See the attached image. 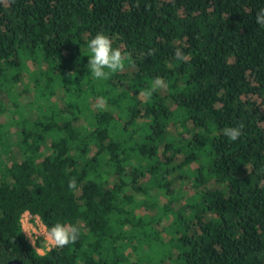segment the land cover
Wrapping results in <instances>:
<instances>
[{"label":"trees","instance_id":"obj_1","mask_svg":"<svg viewBox=\"0 0 264 264\" xmlns=\"http://www.w3.org/2000/svg\"><path fill=\"white\" fill-rule=\"evenodd\" d=\"M261 8L0 0V93L19 127L14 143L0 127V264H142L156 251V264H264ZM98 32L123 58L106 79L87 68ZM32 91L35 114L17 98ZM238 125L233 141L225 130ZM27 211L78 226V239L38 252Z\"/></svg>","mask_w":264,"mask_h":264},{"label":"clouds","instance_id":"obj_2","mask_svg":"<svg viewBox=\"0 0 264 264\" xmlns=\"http://www.w3.org/2000/svg\"><path fill=\"white\" fill-rule=\"evenodd\" d=\"M256 23L264 27V8L257 11L255 16ZM88 63L87 68L90 75L96 79H106L110 72H114L122 66V53L113 47L110 38L103 33H96L87 41ZM99 107H103L101 103ZM243 125L228 127L225 135L231 140H237L242 135ZM68 187H76L75 180H70ZM28 234L32 240H40L45 245V251L51 248H61L74 243L80 234V229L74 224L56 222L48 225L42 221L34 224L25 222ZM42 237V239H40Z\"/></svg>","mask_w":264,"mask_h":264},{"label":"rangeland","instance_id":"obj_3","mask_svg":"<svg viewBox=\"0 0 264 264\" xmlns=\"http://www.w3.org/2000/svg\"><path fill=\"white\" fill-rule=\"evenodd\" d=\"M16 90L17 92H21L22 90V86L21 85H16ZM34 97V91H32L31 93H24L22 95H19L17 98L20 102V104H23L22 106L26 108L27 112L28 113H32V114H35V111L33 109L30 108V106H28L27 104L32 101ZM0 101L2 102L3 106L5 107L4 110L0 111V127L5 124L4 128L5 130L7 131L8 133V137L9 139L14 143L15 141H17L18 139V134H17V130H18V125L17 124H12V125H9V123H11L10 121L12 119H14L15 117H18L17 114L13 113V110L15 109V106L13 104V102L11 101V99H8V96H7V93L5 92H2L0 93ZM29 115V114H27ZM7 124V125H6ZM16 149L13 148V151H15ZM14 155H17L15 158L19 157V153L15 152ZM2 159L5 160L6 162H9L11 159H9V154H2L1 155ZM186 183L189 184L188 180H186ZM186 184V187H185V191L187 193H190L192 190H191V187L190 185H187ZM173 186H178L176 184H173ZM172 186V187H173ZM142 194H137L136 195V199L138 198H142ZM160 202H166V199L165 197H160ZM176 205V204H175ZM174 205V206H175ZM26 217L24 216V222H23V227H24V230H25V233H26V236L28 237L29 241L32 243V245H34L38 252L40 253H44L45 252V245L43 244V242H40V240H32L31 236L28 234V231H27V228L24 226L25 225V222L29 223V224H34L36 223L37 221H41L40 218H35L34 220H31L29 219V221H27L25 219ZM167 221H169L168 219H163L160 224H157V225H160V227H162L164 224L167 223ZM168 238V237H166ZM165 238V239H166ZM42 239V237L40 238ZM143 256H144V260L145 262H143L142 264H148L147 262H149L150 264H156L159 260H162V257H163V252H160V251H156V252H148V253H145V252H142ZM137 254L133 253V256H132V259L134 260L136 258ZM160 264H167V261L165 262H162Z\"/></svg>","mask_w":264,"mask_h":264},{"label":"built area","instance_id":"obj_4","mask_svg":"<svg viewBox=\"0 0 264 264\" xmlns=\"http://www.w3.org/2000/svg\"><path fill=\"white\" fill-rule=\"evenodd\" d=\"M24 216L26 217L25 219H26L27 221H29V219H30L29 212L27 211V212H25V213L23 214V217H22V223L24 222ZM37 218H39V217H37Z\"/></svg>","mask_w":264,"mask_h":264},{"label":"water","instance_id":"obj_5","mask_svg":"<svg viewBox=\"0 0 264 264\" xmlns=\"http://www.w3.org/2000/svg\"><path fill=\"white\" fill-rule=\"evenodd\" d=\"M14 262H16V263H20V262H19V261H17V260H15ZM9 264H12V263L10 262ZM20 264H22V263H20Z\"/></svg>","mask_w":264,"mask_h":264},{"label":"crops","instance_id":"obj_6","mask_svg":"<svg viewBox=\"0 0 264 264\" xmlns=\"http://www.w3.org/2000/svg\"><path fill=\"white\" fill-rule=\"evenodd\" d=\"M25 231V230H24Z\"/></svg>","mask_w":264,"mask_h":264}]
</instances>
